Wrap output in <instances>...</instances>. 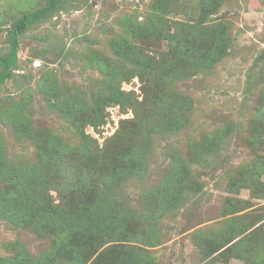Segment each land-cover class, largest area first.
Wrapping results in <instances>:
<instances>
[{
	"label": "rangeland",
	"instance_id": "obj_1",
	"mask_svg": "<svg viewBox=\"0 0 264 264\" xmlns=\"http://www.w3.org/2000/svg\"><path fill=\"white\" fill-rule=\"evenodd\" d=\"M153 1L58 0L55 13L26 29L18 40L16 69L0 74V141L4 156L11 166L28 168L37 161V143L46 136L60 145L61 140L71 149L77 148L81 138L60 111L48 106L45 96L37 91V81L49 74L64 97L74 95L89 99L103 93L106 83L101 70L127 71L130 68L129 63L115 53L118 46L114 43L121 36L127 37L133 46L140 47L150 69L144 73L143 80L133 77L122 82L120 89L133 93L138 102H142L143 92L152 94L156 89L159 94L163 91L171 97L184 95L189 98L191 107L185 130L154 135L153 154L145 161L144 176L130 177L114 189L113 198L126 209L137 210L136 216L140 218L131 225L137 230L139 241L126 242V252L130 246H140L144 257L148 254L152 257L146 263L139 261L144 264H259L263 258L258 249L264 242V0H223L201 21L210 31L225 30V50L211 68H205L201 62L188 64L183 60L181 47H174L167 40L172 34L186 37L190 30L184 27L196 24L200 5H207L208 0H173L163 19L165 31L143 37L141 42L133 37L134 32L127 34L125 28L148 23ZM43 5L44 0H0V56L9 50L6 41L9 24ZM204 51L198 42L193 54L199 58ZM188 56L195 57L191 53ZM178 69L185 71L186 77H175ZM162 70L169 71L168 75ZM25 90L30 95L27 106L22 105L21 99ZM148 99L151 100L149 96ZM17 106L23 107L22 112L16 111ZM146 111L153 113L154 106L146 107ZM105 113V125L97 129L85 125L83 129L91 139L93 151L106 147L108 139L122 127L125 135L129 127L140 125L130 123L136 119L132 109L113 104L105 108ZM139 114L142 118L143 111ZM17 116L28 118L29 130L22 119H15ZM219 127L231 130L220 148L215 153H204L205 160L200 164L187 161L200 191L186 194L177 209L150 223L156 231L149 239L152 246L139 243L140 239L148 242L147 228L151 226H147L150 212L146 209L154 204V198H145V192L160 182L175 155L186 160L191 141L198 142L202 135ZM122 139L119 141L124 145L129 137ZM84 158L77 152L70 153L46 170V176L37 183L58 207L64 204L75 211H84L95 199L94 187L108 184L110 178L107 180L103 173L92 177L86 170ZM141 212H144L143 217H139ZM219 230L240 239L237 243H242V253H232L225 258L218 254L209 256L203 237L216 236ZM110 231L122 234L125 230L122 226L118 230L105 228L103 235ZM38 235L0 216V257L23 256L31 258V264L36 259L45 261L43 250L49 246L48 237ZM100 242L98 239L96 243ZM112 244L119 242L106 243L93 256H84V264H105L108 255L104 254V249ZM51 254L52 264H71L69 254ZM112 263L130 264L123 258Z\"/></svg>",
	"mask_w": 264,
	"mask_h": 264
},
{
	"label": "trees",
	"instance_id": "obj_2",
	"mask_svg": "<svg viewBox=\"0 0 264 264\" xmlns=\"http://www.w3.org/2000/svg\"><path fill=\"white\" fill-rule=\"evenodd\" d=\"M172 1L154 0L150 7L151 12L147 20L148 23H135L132 27L128 26L125 28L126 33L132 34L134 32L133 37L142 42L143 37L153 36L154 32L157 31L158 34L164 32L166 27L163 26V19L171 9ZM222 1L208 0L207 5H200L199 20L195 25L184 27L186 31L190 30L188 35L185 34L186 37L180 38L179 34L168 36V42H171L174 47H181L183 60L188 61V64L192 61L197 64L201 62L205 68H211L221 59L226 47L223 36L225 30L222 28L210 31L202 26L201 21L211 11H214ZM57 3L58 0H44L43 6L18 16L9 24L6 30V41L9 50L7 54L0 56V74L10 73L16 69L19 37L28 27L55 13ZM198 42L202 44V49L205 50L199 58L196 54H193L195 45ZM207 42L210 45H206ZM114 43L115 46H118L115 53L125 59L130 68L127 71H119L115 68L101 70L103 82L106 83V86L102 89L103 93L93 95L89 99L85 96L78 97L74 95L64 97L49 74L43 75L37 81V91L45 96V102L48 103V106L60 111L62 118L71 124L79 138H81L82 142L77 148L71 149L65 141L62 142L59 139L60 145L57 141L54 142L50 136H46L41 142L37 143V161L26 168L9 164L10 161L5 158L3 145L0 141V216L7 218L9 222L19 228L35 231L39 234V238L48 237L46 240L49 242V246L43 250V253L46 252L43 255L46 262L36 259L33 264H52L54 258L51 253L53 252L60 256L69 254L71 264H84L86 263L84 256H93L99 247L114 241H118L119 244H112L104 249V254L108 255L104 259L105 264H113L114 260H121L122 258L123 261L130 264H142L143 262H139L140 260H145L144 263H146L152 258L149 254L144 257L140 246H130L129 251L126 252L124 247L126 242L139 241L137 239L138 232L131 225L138 223L140 218L136 216L137 210L133 208L126 209L119 200L113 198L114 189L130 177L140 178L144 176L145 161L153 154L154 135L173 134L185 130L189 121L188 112L191 103L189 98L184 95L173 94L171 97L169 94H163V91L159 94V89H156L152 94L143 92L144 98L142 102H138L133 93H126L121 90L120 85L122 82L136 76L143 80L144 73L150 69V66L140 47L133 46L127 37L123 38L121 36ZM183 52L185 53L183 54ZM187 53H191L195 57L191 58ZM139 64L142 66L139 67ZM162 71L166 72L167 70ZM184 72L178 69L174 72V76L186 77V72L185 74ZM167 73L169 71L166 72V76ZM166 76L163 74V77ZM164 80L166 81L167 77ZM169 83L166 82L167 85ZM148 96L151 100L154 98L157 101L146 100ZM21 99L22 105L27 106L30 101L28 90L23 92ZM113 104L122 109L134 110L136 119L130 121V123L140 125L127 127L130 131H126L125 135L122 127L112 138L108 139L106 147L93 151L90 148L91 139L83 131L84 126L89 125L97 129L105 125V108ZM148 106H154L153 113L146 111ZM17 107L19 110L16 111L22 112L23 107ZM141 111H143L142 118L139 114ZM15 119L18 121L19 116ZM21 119L24 121L25 128L29 130L28 118ZM137 120H140V122L137 123ZM230 132V128L227 127L213 129L211 132L202 135L198 142L191 141L186 160L176 155L173 157L160 182L145 192V198H147L146 196L154 198V204L148 205L146 209L147 212H150L147 213L149 214L147 226H151L150 223L153 221H158L156 219H160V216L164 213L177 209L185 200L186 194L200 191L199 183L193 177L187 161L195 164L202 163L205 160L204 153H215L226 141ZM126 135L129 137L128 143L120 144L119 140ZM112 144L116 145L111 146ZM135 144H138V147L134 146ZM109 145L110 147H108ZM113 147L115 149L112 151ZM73 152L85 156L84 160L87 162L86 168H88L86 170L90 172L92 177L103 173L106 175L107 180L110 178L105 186L101 188L94 187L95 199L84 211H75L73 208H68V205L64 207V204L58 207L54 204L51 196L43 189L44 187L40 185L39 187L37 184L42 176H46V170L55 163L64 160ZM253 168L258 172L257 165ZM47 183H49L48 187L50 188L51 181L48 180ZM96 212L98 214L96 219L93 220L92 218ZM144 212L146 211L144 210ZM144 212L139 213V217H143ZM117 222L120 225H117ZM119 226L120 228L122 226L125 230L122 234L119 232L114 234L110 231L103 235V229L115 228L118 230ZM129 227L130 230H128ZM153 229V226L147 228L148 242L140 239L139 243L152 246V240L149 239L156 234ZM203 238L207 242L209 250L206 253L209 256L218 254L225 258L232 253H236V255L242 253V243H237L240 239L236 240L237 238L228 235L226 231L219 230L216 236L211 234ZM98 239L101 240L100 244L96 243ZM16 245L22 246L19 243H16ZM22 248L25 249V247ZM258 251L263 258L259 264H264V242ZM22 252L23 250H21ZM30 260L31 258L23 256L15 259L0 257V264H31ZM244 260L247 261L248 258L244 257Z\"/></svg>",
	"mask_w": 264,
	"mask_h": 264
}]
</instances>
